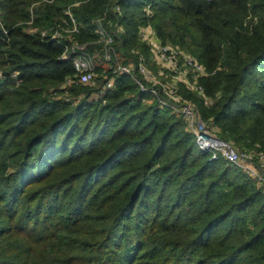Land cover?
Masks as SVG:
<instances>
[{
	"label": "trees",
	"instance_id": "trees-1",
	"mask_svg": "<svg viewBox=\"0 0 264 264\" xmlns=\"http://www.w3.org/2000/svg\"><path fill=\"white\" fill-rule=\"evenodd\" d=\"M68 8L79 43L107 13L122 63L148 56L142 27L191 54L211 75L182 94L218 137L264 154V0H0V69L21 81L0 80V264H264V193L182 118L125 75L99 99L55 96L75 71L41 32Z\"/></svg>",
	"mask_w": 264,
	"mask_h": 264
},
{
	"label": "built area",
	"instance_id": "built-area-1",
	"mask_svg": "<svg viewBox=\"0 0 264 264\" xmlns=\"http://www.w3.org/2000/svg\"><path fill=\"white\" fill-rule=\"evenodd\" d=\"M112 10L121 13V7L117 3ZM65 14L66 18L50 29L52 33L42 32V37L65 47L61 59L72 63L75 75L68 78L64 84L73 82L75 85L78 82L80 85H94L99 77V66L90 51L89 43L77 41L82 32V25L77 22L69 8ZM106 18L107 13L94 20L99 37L97 43L102 46L101 59L104 65L101 73L102 85L98 92L100 96L113 89L116 79L120 76L130 77L140 92L149 95L144 102L155 103L182 118L195 136L199 150L210 153L213 159H222L241 169L264 193V154L238 150L231 142L218 137L212 122L206 121L195 103L181 92L184 87L203 96L204 89L200 80L211 75L207 68L180 47L163 44L150 27L139 29V39L148 47V56L134 50L132 55L137 61L122 63L116 53V39L105 25ZM15 74L17 84H20V75Z\"/></svg>",
	"mask_w": 264,
	"mask_h": 264
},
{
	"label": "rangeland",
	"instance_id": "rangeland-1",
	"mask_svg": "<svg viewBox=\"0 0 264 264\" xmlns=\"http://www.w3.org/2000/svg\"><path fill=\"white\" fill-rule=\"evenodd\" d=\"M69 9L71 10V8H69ZM0 15H1V13H0ZM28 25H30V24L28 23ZM26 31L27 32H32V33L33 32H37L34 29L29 28L28 26L26 27ZM42 32H47L48 34L52 33L51 30H49V31L43 30ZM122 33H123V29H120L119 31H115V35L119 36L118 40L121 39ZM97 42H99V41L88 42L89 43V47H90V51L93 53L94 56L99 55L100 51L102 49V46L99 43H97ZM103 68H98V69H100L98 71L99 77L97 78V81H96V83L94 85H80L78 82H76L77 84H75V85L73 84V82L67 83V84L59 86V87H57L55 89V90L63 92V94H58V95H55V96H58V97L60 96V98L69 99V100H71L73 102H76L75 104H77V103L80 102L81 98L73 97L72 94H70V93H71L72 89H75L76 87H83L84 86L85 88H87V90H89L90 92H92L94 94V95L91 96V100L94 99V98H98L99 99L100 98V93H98L96 90H99V88H101V85H102L101 84V80H102L101 73H102V69ZM153 72L156 73L155 69H153ZM15 73H17V72H13V71L10 72V71H6V70H1L0 69V80H2V81L9 80L10 82L14 83V86H15L14 88H19L20 84L17 85L18 81H17V78H16L17 75ZM52 92L55 94L54 90H52Z\"/></svg>",
	"mask_w": 264,
	"mask_h": 264
}]
</instances>
